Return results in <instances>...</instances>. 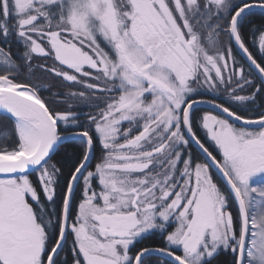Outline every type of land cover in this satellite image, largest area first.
Instances as JSON below:
<instances>
[{"label": "snow or ice", "instance_id": "obj_1", "mask_svg": "<svg viewBox=\"0 0 264 264\" xmlns=\"http://www.w3.org/2000/svg\"><path fill=\"white\" fill-rule=\"evenodd\" d=\"M0 264H264V0H0Z\"/></svg>", "mask_w": 264, "mask_h": 264}, {"label": "flooded vegetation", "instance_id": "obj_2", "mask_svg": "<svg viewBox=\"0 0 264 264\" xmlns=\"http://www.w3.org/2000/svg\"><path fill=\"white\" fill-rule=\"evenodd\" d=\"M45 95H47V93H45ZM204 110H209V109L205 108Z\"/></svg>", "mask_w": 264, "mask_h": 264}]
</instances>
